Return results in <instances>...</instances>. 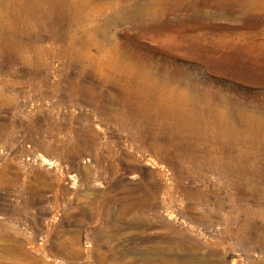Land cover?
Here are the masks:
<instances>
[{"label": "rangeland", "instance_id": "1", "mask_svg": "<svg viewBox=\"0 0 264 264\" xmlns=\"http://www.w3.org/2000/svg\"><path fill=\"white\" fill-rule=\"evenodd\" d=\"M17 1L0 28L40 42L0 47V242L33 264H264V0H28L30 21ZM218 151L252 173L235 206Z\"/></svg>", "mask_w": 264, "mask_h": 264}, {"label": "bare ground", "instance_id": "2", "mask_svg": "<svg viewBox=\"0 0 264 264\" xmlns=\"http://www.w3.org/2000/svg\"><path fill=\"white\" fill-rule=\"evenodd\" d=\"M25 2V3H24ZM28 3V0H18L17 1V3H16V8H15V12L14 11H12L14 14L15 13H19V14H21V13H24V15H26V19H30V16L32 15V13L31 12H37V13H39V11L41 10V9H43V6H45L44 4L43 5H40V4H36V3H34V2H31V1H29V3ZM14 5H15V3H13ZM29 4H32V6H30L28 9H27V6H29ZM47 7H48V12H57V10L55 9V8H53V7H51V5H49V3L47 2ZM26 8V9H25ZM45 9H46V7H44ZM59 10V9H58ZM61 11H63L62 9H61ZM2 14H3V12H2ZM12 14V13H11ZM32 17V16H31ZM15 18V17H14ZM43 18L44 19H47V16H43ZM43 19V20H44ZM38 20V19H37ZM30 21V20H29ZM16 22V21H15ZM33 22V21H32ZM32 22L30 21V22H28L27 24H26V21H25V23H24V25H22V27H19L20 29L18 30V32L16 33V38H17V41L15 42V44H10V42L11 41H9V39H8V37H7V33L5 34L4 33V29L2 30L1 28H0V47L2 46V44H3V42H5L4 40H8L9 42H5L6 44H3V45H5V46H9V47H11L10 45H13V46H18V47H20V46H24V44H25V46H29V45H31V46H34V44H36V43H38V42H40V37L39 36H37V35H35V37H34V39L32 40V35H33V33H31L30 32V29L32 28V27H36V28H38L39 29V27L37 26V24L36 23H34V24H32ZM38 23V22H37ZM17 24V23H16ZM43 24H44V26H45V28H47V20H44L43 21ZM7 25V24H6ZM40 25V24H39ZM42 25V24H41ZM17 26V25H16ZM15 26V27H16ZM1 27H2V25H1ZM11 29V28H10ZM35 29V28H34ZM35 31V30H34ZM9 33H10V31H9ZM13 33H15V32H13ZM9 35V34H8ZM10 35H11V33H10ZM14 39V38H13ZM11 40V39H10ZM15 40V39H14ZM53 40V39H52ZM14 42V41H13ZM4 46V47H5ZM3 48V47H2ZM4 49V48H3ZM171 105V104H170ZM172 110H174V111H179L180 112V115H179V117H178V121H177V123H176V125H181V126H183V124H181V121H184L185 119H188V123L189 124H191L194 128H196L197 127V125H199L200 124V122L195 118V116L193 115V113L194 112H192V113H190L189 111H182L179 107H177V106H174V107H172L171 106V111ZM173 112V111H172ZM199 114H201V113H199ZM230 117V116H229ZM213 118V117H212ZM211 118V119H212ZM217 118V117H216ZM182 119H184V120H182ZM230 119V118H229ZM181 120V121H180ZM194 120V122H192ZM221 120H223V118L221 119ZM187 121V120H186ZM227 122V121H226ZM189 124H188V126H189ZM202 124H203V128H204V130H205V128H208V122L207 121H203L202 120ZM226 124V123H225ZM220 125V124H219ZM222 125V124H221ZM229 125V124H228ZM180 127V126H179ZM189 127H191V126H189ZM221 127H223V126H221ZM228 127V126H227ZM187 128V127H186ZM220 128V127H219ZM221 130V129H220ZM225 130H227V129H225ZM206 131V130H205ZM221 132V131H220ZM181 133V132H180ZM166 134V133H165ZM234 134V133H233ZM232 133L230 134V139H229V141L230 142H235V135H233ZM254 134H256V133H254ZM193 135V134H192ZM191 135V136H192ZM195 135H196V133H195ZM225 135V134H224ZM194 136V135H193ZM186 137H187V135H186ZM202 136H200V135H196V139H195V142L196 141H200L203 145L205 144V146H206V140L204 141V138H201ZM185 138V137H184ZM188 138V137H187ZM195 138V137H194ZM200 138V139H199ZM221 138V137H220ZM229 138V137H228ZM227 138V139H228ZM261 139V138H260ZM260 139L258 138V137H256L255 138V141H256V143L258 142L259 143V141H260ZM173 140V139H172ZM228 141V140H227ZM195 142H194V144H195ZM225 143H228V142H225ZM225 143H224V145H225ZM202 145V146H203ZM259 145V144H258ZM182 149V148H181ZM172 150V149H171ZM197 150V148L195 149V151ZM176 151V150H175ZM195 151H191L189 154H188V156H190V157H192V158H197V157H199V155H197V153H200V151H201V149L199 148V150L196 152V154H195ZM223 155V158H224V160H226L224 163H220L219 165H221V169H222V171H223V173H225L226 175H227V178H230L231 177V183H230V188L233 190V191H235L236 193H237V196H239L237 199H235L234 197H232L231 195L228 197V200L230 201V206H235V204H237V203H242V198H245L246 196H247V192L246 191H244L243 190V188L242 187H240V185H239V183H238V181L236 180V181H233V180H235V178L237 179L238 177H240V176H243L244 177V174L245 175H252V173L251 172H249L248 170H247V168L246 167H242L241 165H240V163H239V158H240V155H235V156H233L232 157V155H227L226 153H224L223 151H218V154H217V156L218 155ZM228 154H232V151L230 150L229 152H228ZM208 157H210V156H208ZM216 159H217V157H216ZM215 162L217 161V160H214ZM223 162V161H222ZM181 166V165H180ZM214 168V167H213ZM189 171V170H188ZM263 175V174H262ZM261 175V176H262ZM264 176V175H263ZM234 177V178H233ZM251 179V178H250ZM202 181H203V179H202ZM205 181V180H204ZM251 183V182H250ZM159 184H160V182H159ZM261 184V183H260ZM256 185H257V183H256ZM155 187H157V186H155ZM186 187H188V186H186ZM205 187V186H204ZM164 189V188H163ZM199 189H201V188H199ZM160 190V189H159ZM191 190H193V189H191ZM242 190L244 191V192H242ZM258 191H259V189H257ZM147 191V190H146ZM162 191V190H161ZM184 192H185V190H183ZM194 191V190H193ZM150 192V191H149ZM148 192V193H149ZM160 192V191H159ZM169 192H170V190H169ZM172 192V191H171ZM173 192H174V189H173ZM256 192V191H255ZM136 193V192H135ZM186 193V192H185ZM145 194H147V193H145ZM150 194V193H149ZM168 194V193H167ZM186 194H188V193H186ZM190 194V193H189ZM229 194H232V193H229ZM235 194V193H234ZM254 194V193H253ZM142 195V194H141ZM154 195V194H153ZM153 195H151V196H153ZM169 195V194H168ZM167 195V196H168ZM195 195V194H194ZM150 196V195H149ZM155 196V195H154ZM200 196V195H199ZM255 196V195H254ZM258 196V195H257ZM136 197V196H135ZM135 197H132V198H135ZM139 197H140V195H139ZM138 197V198H139ZM194 197V196H193ZM141 198V197H140ZM144 198V197H143ZM146 199H147V197H145ZM144 198V199H145ZM156 198V197H155ZM196 198V197H195ZM129 199V198H128ZM190 199H191V197H190ZM197 199V198H196ZM135 200H136V198H135ZM192 200H193V198H192ZM137 201V200H136ZM138 201H140V200H138ZM244 201V200H243ZM152 202V201H151ZM197 202V201H196ZM255 202V201H254ZM140 203V202H139ZM199 203V202H198ZM258 203V202H257ZM141 205V207H142V203H140ZM145 204V203H144ZM144 204H143V207H144ZM138 206V205H137ZM191 206V205H190ZM189 206V207H190ZM125 208H127V207H125ZM123 209V208H122ZM191 209V208H190ZM197 215H198V213H197ZM210 216V215H209ZM202 220V219H201ZM231 222H228L227 223V225H226V231L227 232H230V231H232V227H236V230H237V232H236V235H237V239H239V240H245V239H251V238H249V235H250V232H249V229L250 228H253V227H250V226H248V221L246 222V228H243V227H241L242 225L240 224V221H239V216L238 215H236L232 220H230ZM256 229V228H255ZM258 229V228H257ZM260 230V229H259ZM233 232V231H232ZM231 232V233H232ZM1 233V232H0ZM234 233V232H233ZM264 234V233H263ZM3 236V235H2ZM231 236V235H230ZM263 236V235H262ZM13 237V236H12ZM0 238H2V237H0ZM3 239V238H2ZM262 239H263V237H262ZM1 240V239H0ZM6 240L4 239V242L2 241V242H0V264H17L16 263V261L17 260H20V259H22V261L24 262L25 260H28V263L29 264H33V263H35V260L33 259V258H31V257H29V255H27V253L25 252V249H24V243L23 242H15V241H9V242H5ZM132 244H134V242H131ZM143 243V242H142ZM164 243H166V244H168V245H171V244H173V243H175V242H164ZM98 246H99V244H97V248H98ZM177 246V245H176ZM78 246H77V244L76 243H74V245L72 246L71 245V248H70V250H66V252H67V255H69V256H71V257H73V258H78L79 256H80V252H79V249L77 248ZM62 249H65V248H62ZM151 250V249H150ZM156 250V249H155ZM162 250H164V249H162ZM184 250V249H183ZM148 251V250H147ZM159 251V250H158ZM165 251V250H164ZM157 252L155 251V254H156ZM119 255V254H118ZM113 256L115 257V255L113 254ZM107 256H105V255H101V254H99V257L97 258L98 259V261L100 262V264H102L107 258H106ZM146 257H148V256H146ZM115 258H117V257H115ZM142 258V257H141ZM143 262H142V264H154V263H156V261H157V259H148L147 260V258L145 259V258H143V260H142ZM22 262V263H23ZM26 263H27V261H26Z\"/></svg>", "mask_w": 264, "mask_h": 264}]
</instances>
